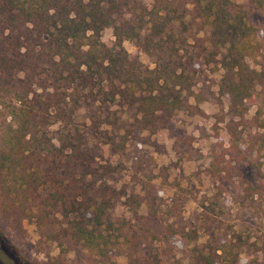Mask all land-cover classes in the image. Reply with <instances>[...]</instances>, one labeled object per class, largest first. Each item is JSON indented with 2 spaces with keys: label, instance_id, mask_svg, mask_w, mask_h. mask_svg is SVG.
I'll use <instances>...</instances> for the list:
<instances>
[{
  "label": "trees",
  "instance_id": "1",
  "mask_svg": "<svg viewBox=\"0 0 264 264\" xmlns=\"http://www.w3.org/2000/svg\"><path fill=\"white\" fill-rule=\"evenodd\" d=\"M247 2L264 11V0ZM108 28L110 42L102 40ZM260 38L230 0H0V236L19 242L33 225L37 251L47 247L38 264H117L120 255L161 264L151 247L159 233L189 245L186 264H264L258 185L238 177L240 191L227 196L226 205L257 218L252 224H214L218 186L195 227L166 218L161 232L154 196L125 198L97 160L99 143L135 137L116 109L133 110L137 127L153 131L180 112L196 115L202 66L223 71L218 93L243 120L264 95V67L249 64ZM121 198L129 220L112 218Z\"/></svg>",
  "mask_w": 264,
  "mask_h": 264
},
{
  "label": "rangeland",
  "instance_id": "2",
  "mask_svg": "<svg viewBox=\"0 0 264 264\" xmlns=\"http://www.w3.org/2000/svg\"><path fill=\"white\" fill-rule=\"evenodd\" d=\"M230 1L245 12L248 24L259 30L261 55L249 59V64L256 69L264 67V11L249 5L247 0ZM102 40H113L110 28L103 31ZM123 46L130 55L138 54L144 59L131 43L125 42ZM222 74L216 65L202 66L198 70L193 88L196 100L192 101L198 108L196 115L180 112L153 131L137 127L133 110L116 109L122 115L124 129L134 132L135 137L124 142L117 138L115 145L106 147L98 144L99 165L109 166L108 182L117 191L124 192L125 198L132 195L142 198L148 193L154 196L155 205L162 213L157 217L161 232L166 218L178 222L185 230L195 227L197 220H202V204L210 203L212 196L218 193V186L222 187L223 194L217 195L220 208L213 214L215 225L221 229H238L242 223L252 224L257 219L226 203L230 192L240 191L238 177L264 191V95L259 93L254 103H248L243 120L232 117L226 99L218 93ZM216 164H219L218 171L226 170L221 172L226 179L218 181L220 177L213 175ZM125 198L120 199L123 204L116 206L112 218L130 219L132 212L125 205ZM143 212H146L144 208ZM0 240L8 249L7 253V249L0 246V264H12V261L38 264L46 260L47 247L42 251L36 249L33 225L27 227L22 241H13L7 231ZM181 242L163 238L159 233L152 239L151 247L161 264H177L178 260L186 264L185 252L189 245ZM50 255H55L53 247ZM73 257L71 254L70 258ZM117 264H126L124 255L117 258Z\"/></svg>",
  "mask_w": 264,
  "mask_h": 264
}]
</instances>
